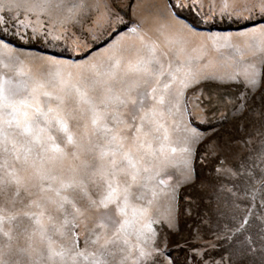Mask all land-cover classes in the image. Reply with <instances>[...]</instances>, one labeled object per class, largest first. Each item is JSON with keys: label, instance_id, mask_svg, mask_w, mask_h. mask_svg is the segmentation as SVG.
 Masks as SVG:
<instances>
[{"label": "snow or ice", "instance_id": "1", "mask_svg": "<svg viewBox=\"0 0 264 264\" xmlns=\"http://www.w3.org/2000/svg\"><path fill=\"white\" fill-rule=\"evenodd\" d=\"M48 6V0L0 3L9 12ZM135 7L106 0L104 14L90 29L93 40L110 41L101 53L89 55L88 44L77 43L72 50L83 52V60L53 56L46 60V73L30 75L22 67L13 75L0 73V197L7 205L0 206V233L9 241L0 246V264H147L150 252L140 241L155 236L149 212L157 188L166 184L159 177L170 153L177 151L171 147V133L180 125L174 117L187 113L181 110L185 90L210 77L192 68V57L184 56L183 48L165 63L168 54L157 55V42L146 40L134 22L124 20V9ZM164 7L177 33L195 35L177 10L193 11L202 23L214 19L198 11L203 7L198 0H171ZM260 7L264 9V0ZM121 25L127 32L117 34ZM237 35L259 40L254 46L245 41L242 47L231 43L230 34L206 39L213 44L222 39L241 60L259 54L264 64V25ZM132 36L138 45L127 43ZM260 76L256 63L248 64L246 87L255 89ZM220 102L209 92L200 111L215 114ZM53 129L66 137L63 146L56 143ZM184 130L196 134L195 128ZM180 151L189 153L185 167L190 175L191 149ZM19 218L29 223L20 220L23 227L13 244L12 224ZM116 252L119 260H110Z\"/></svg>", "mask_w": 264, "mask_h": 264}, {"label": "rangeland", "instance_id": "2", "mask_svg": "<svg viewBox=\"0 0 264 264\" xmlns=\"http://www.w3.org/2000/svg\"><path fill=\"white\" fill-rule=\"evenodd\" d=\"M7 2L0 0V3ZM17 2L42 3L44 0ZM105 2L48 0L49 6L44 10L26 11L21 7L9 12L3 8L0 9V17H3L0 33L23 45H36L72 57L84 55L81 51L72 50L77 43H87L85 51L96 55L110 42L107 37L93 40L90 32L95 21L104 14ZM129 2L136 7L134 11L132 8L124 9V20L134 22L146 40L157 42V55L161 52L168 54L165 63L168 59H175L177 51L183 48V55L192 57V68L210 77L185 90L181 110L186 108L187 113L182 118L179 114L174 117L180 125L171 133V147L177 151L170 153L168 167L159 177L166 184L157 188L159 195L149 212L155 236L145 232L151 239L140 241L145 251L150 252L147 264H264V157L261 156L264 152V64L260 63L259 54L255 57L246 54L241 60L234 48L224 46L222 39L216 44L206 39L210 34L220 37L230 34L232 44L243 47L247 41L254 46L259 37L237 34L264 25L261 0H198L203 4L198 11L214 17L208 23L200 22V17L191 10H178L201 26L255 22L252 26L232 31L193 26L195 35L177 33L171 26V18L164 7L167 0H123L124 4ZM225 2L227 9L223 7ZM126 32L127 28L121 25L117 34ZM0 41L3 42L0 44V73L13 75L15 69L21 67L30 75L49 70L46 60L54 55ZM127 43L139 44L135 36ZM55 57L72 61L85 58ZM253 62L261 72L255 89L246 87L244 79L246 66ZM231 75L236 79L229 80ZM209 92L221 100L215 114L200 111L204 108L201 101ZM74 125L75 122L70 123L73 130ZM186 126L195 128L198 138L196 134L185 131ZM172 127L175 129V125ZM53 135L56 143L63 146L66 142L64 134L53 129ZM183 147L191 149L190 175L185 167L189 153L180 151ZM0 206L7 207L2 197ZM20 220L23 224L29 223L26 218L13 221V244L17 243L18 233L23 227ZM4 227H9L7 222ZM130 239L136 243L135 235ZM8 242L0 233V246ZM83 246L81 238L80 247ZM120 255L116 252L115 257L110 256L109 259L119 260Z\"/></svg>", "mask_w": 264, "mask_h": 264}, {"label": "trees", "instance_id": "3", "mask_svg": "<svg viewBox=\"0 0 264 264\" xmlns=\"http://www.w3.org/2000/svg\"><path fill=\"white\" fill-rule=\"evenodd\" d=\"M168 3L171 2V0H167ZM177 13L178 15L184 19L185 21H187L189 24H191L192 26L198 28V29H206V30H218V31H232V30H239V29H242V28H245V27H248V26H252L255 24V22H246L244 24H229V23H225V24H220V25H212V26H201L199 23H197L192 17H190L189 15L185 14V13H182L180 11L177 10ZM262 22H264V19L261 20ZM0 40H3L5 41L6 43L8 44H11L15 47H19V48H25V49H30V50H35V51H38V52H43V53H47V54H51V55H54V56H58V57H67V58H70L72 56L70 55H66V54H63V55H60L61 53H57V52H53V51H50V50H47V49H44L40 46H36V45H32V46H26V45H23L21 44L18 40L16 39H13L11 37H8L6 35H3L0 33ZM102 45V44H101ZM99 45V46H101ZM98 46V47H99ZM84 55L82 56H77V57H72V58H75V59H81L83 58ZM190 120H193L192 118ZM196 171V169H194ZM197 175V174H196Z\"/></svg>", "mask_w": 264, "mask_h": 264}, {"label": "crops", "instance_id": "4", "mask_svg": "<svg viewBox=\"0 0 264 264\" xmlns=\"http://www.w3.org/2000/svg\"><path fill=\"white\" fill-rule=\"evenodd\" d=\"M185 97V96H184Z\"/></svg>", "mask_w": 264, "mask_h": 264}]
</instances>
